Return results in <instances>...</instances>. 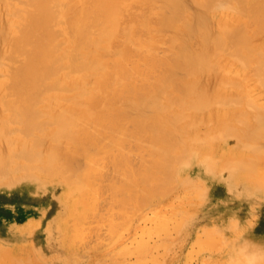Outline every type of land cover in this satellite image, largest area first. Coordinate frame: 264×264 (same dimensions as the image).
<instances>
[{"label":"bare ground","instance_id":"1","mask_svg":"<svg viewBox=\"0 0 264 264\" xmlns=\"http://www.w3.org/2000/svg\"><path fill=\"white\" fill-rule=\"evenodd\" d=\"M252 1L246 14L235 6L250 7V0H23L20 5L0 0V66L12 56L24 57L7 76L16 98H25L20 116L26 120L20 122L35 125L30 120L37 117L32 111L39 98L48 109L56 101L43 92L54 80L83 90V101L66 111L87 131L66 140L98 143L101 133L119 132L122 139H113L123 144L139 139L125 128L133 121L160 144L195 141L213 154L209 143L219 141L215 160L223 174H264V0ZM61 23L69 35L64 44L55 30ZM65 60L78 71L94 70L93 79L59 74L57 65ZM4 87L0 84V172L5 159L27 147L20 134H7L12 115L3 113L16 103L1 95ZM172 112L177 125L169 119ZM62 122L59 128L66 130L68 123ZM202 125L210 131L201 134ZM62 134L57 139L67 137ZM159 158L155 173L163 169ZM129 172L140 175L134 167ZM263 226L264 214L258 228ZM260 241L264 244V232Z\"/></svg>","mask_w":264,"mask_h":264},{"label":"rangeland","instance_id":"2","mask_svg":"<svg viewBox=\"0 0 264 264\" xmlns=\"http://www.w3.org/2000/svg\"><path fill=\"white\" fill-rule=\"evenodd\" d=\"M250 1V7H235L250 14L255 6ZM66 29L64 23L55 28L58 43L69 38ZM15 59H5L0 66L5 69H0V84L5 83L1 95L16 103L3 115H12L8 136L20 134L27 147L1 166L0 264H235L236 251L245 241L252 250L264 249V226L258 228L264 214V174H223L215 160L219 141L209 143L213 154L195 141L160 144L133 121L125 128L139 139L123 144L113 139H122L119 132L101 133L98 143L66 140L87 131L76 127L73 114L66 111L84 95L81 88L54 80L45 83L43 92L55 95L56 101L48 109L39 98L32 111L37 117L28 119L35 125H23L25 98H16L7 78L24 61ZM84 60L80 58V64ZM67 61L57 65L59 74L81 73L93 79L94 70L78 71ZM169 114L177 125L178 115ZM61 122L65 127L68 123L66 130L60 129ZM199 131L210 129L202 125ZM56 132L67 137L59 136V143ZM22 152L29 158L21 157ZM158 155L163 169L155 173Z\"/></svg>","mask_w":264,"mask_h":264},{"label":"clouds","instance_id":"3","mask_svg":"<svg viewBox=\"0 0 264 264\" xmlns=\"http://www.w3.org/2000/svg\"><path fill=\"white\" fill-rule=\"evenodd\" d=\"M235 264H264V249L252 250L245 241L236 251Z\"/></svg>","mask_w":264,"mask_h":264}]
</instances>
